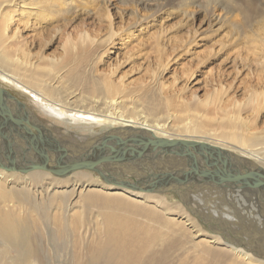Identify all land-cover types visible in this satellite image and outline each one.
Here are the masks:
<instances>
[{
    "label": "bare ground",
    "instance_id": "bare-ground-1",
    "mask_svg": "<svg viewBox=\"0 0 264 264\" xmlns=\"http://www.w3.org/2000/svg\"><path fill=\"white\" fill-rule=\"evenodd\" d=\"M56 5L57 2L50 4V0H0V80L33 93L52 112L45 113L51 117L49 122H45V118L24 109L23 103L18 110L24 120L53 138L55 150L50 154L57 160L60 157L81 160L98 147L97 156L108 157L111 161L116 156L114 149L125 155L130 152V145H139L142 139H166L204 142L235 154L241 152L246 156L245 162L264 168V149L257 148L264 139V127L261 126V133L251 132L257 129L260 111L264 109V90L253 92L244 104L237 99L234 101L230 94L234 102L231 100L232 104L229 100L231 97L227 98L231 102L227 108L208 87L204 97L199 95L198 88L194 90L191 87L194 84L178 88L176 82L166 87L167 83L164 86L157 81L164 94L163 101L162 98H148L149 93L146 92L151 91H147L149 83L129 87L123 81L114 82L109 75L100 74L82 79L78 69L70 64L83 52V48L96 43L90 33L83 31L78 42L71 35L66 36L61 44L62 55L57 58H50L42 51L34 54L31 44L23 36V32L29 30L39 33V25L43 24L41 29L45 25L46 28L53 25L58 15L54 17L57 13L50 6ZM187 13L193 14L189 10ZM106 19L111 22L108 15ZM57 30L53 31L52 38L57 36ZM109 30V39L113 43L118 33L114 35L112 23ZM37 35L42 40L44 31ZM50 43L52 39L46 46ZM105 50L108 52L109 48ZM163 59L159 56L156 64L160 71L154 69L151 82H156L158 76L168 71V58L167 61ZM182 70L187 76L191 73L184 68ZM235 70L238 72L234 80L241 71L237 66ZM219 83L223 93L229 94L238 88L234 81L225 85L221 79ZM129 90L144 97L139 98L144 104L138 103ZM145 93L148 99H145ZM10 106L16 107L13 102ZM245 111L249 116L244 115ZM68 116L91 122L85 125L99 124L101 129L99 133L90 135L88 129L72 130L66 126L62 130L61 125L53 121L67 119ZM7 148L0 145V160L5 163L10 162L11 152L16 149L14 145ZM110 161L101 160L104 163L101 169L139 180L149 178L148 172L152 168L171 171L188 166L186 158L180 159L175 153L143 159L140 163L147 165V169L128 160L123 161L126 165L122 161ZM159 161L165 164H153ZM119 163L124 165L116 168ZM177 165L179 167L175 168ZM0 168V264H40V257L47 251L56 255L55 264H66L67 259L71 264H151L152 261L155 264H264V209L254 208L259 202L258 197L246 188L237 190L243 197L239 193L235 195L231 188L212 190L216 187L203 186L200 192L198 189L182 192L181 201L195 213L192 216L169 208L167 193L134 191L108 182L100 183L88 170H76L61 177L43 169L26 173L13 170L10 173ZM20 181H23V186L16 187ZM47 183L51 187L46 186ZM60 185H65L66 189L56 190ZM92 185L101 188H88ZM247 198H251L254 205L246 201ZM239 199L245 203H236ZM147 201H154L156 205L143 206L142 203ZM157 205L164 207V215L170 213L174 217L159 214ZM206 210L208 214L204 213ZM198 217L209 223L215 235L208 236L200 229L196 222ZM74 225L76 231H73ZM99 225L103 228H98ZM185 225L191 227L195 234L186 230ZM233 225L239 230V236L236 233L230 235L229 229H233ZM94 231L99 236L103 234V238H92ZM211 244H223V247L218 251ZM12 250L16 252L14 258L11 257ZM187 251H191L190 263H185L179 256V252ZM30 254H33V259L28 261Z\"/></svg>",
    "mask_w": 264,
    "mask_h": 264
},
{
    "label": "rangeland",
    "instance_id": "rangeland-1",
    "mask_svg": "<svg viewBox=\"0 0 264 264\" xmlns=\"http://www.w3.org/2000/svg\"><path fill=\"white\" fill-rule=\"evenodd\" d=\"M30 2H32V0H30ZM55 2H57V5L55 7L50 6V9H54L57 13L54 17L58 15V20L54 21L53 25L47 28L45 25L43 29H41L43 24L39 25L38 32L43 33L44 31V38L41 40L37 35L39 33H34L32 30L24 31L23 36L26 38L27 43L31 44L29 46L34 54L42 51L44 55L50 58H57L62 55L61 44L64 42L66 36L71 35L73 40L78 42L83 31V33H90V35L95 37L96 43L83 48V52L74 59L75 62L73 61L70 64L78 69L82 79H90L100 74L109 75L114 82L123 81V83L127 84L129 87L149 83L150 86L147 91H149V89L151 91L146 92L147 94L149 93V96L145 93V99L150 97V100L161 99L164 95L161 93L160 82L164 86L167 83L166 87L176 82L180 85H177L178 88H183L186 84H194L190 86L195 88L194 90L198 88L199 95L204 97L206 91L209 89L210 92L214 94L215 98H221H218L220 104L227 108L234 98V101L237 99V101L240 100L239 102L244 104L253 92L260 93L264 90V0H50V4ZM187 10L193 12V14L189 15ZM106 15L110 17L111 22L106 19ZM110 23H112L115 31L114 35L118 33L113 38V43H111L112 40L109 39L111 35L109 30ZM54 30H57V36H53V38L55 37L53 39L52 35ZM129 34H132V36L130 37ZM51 39L52 43L46 46ZM108 44L109 46H106ZM44 46L46 47L42 49ZM106 48H109L108 52H105ZM159 48L162 49L161 52ZM86 51L88 52L85 54ZM159 56H163L165 61H167L166 59L168 58L167 66L169 68L168 71H164L161 76H158L161 80L157 78L156 82H151L153 79L151 77L154 76L153 73L159 69L158 64H156L158 63L157 61H159ZM235 66L239 67L241 71L234 80L238 72L235 70ZM183 68L186 70H189V68L193 69L195 75H192L194 73L190 69L189 72L191 73L187 76L184 74L185 71L182 70ZM154 69L156 70L154 71ZM221 79L224 81L225 85H228L230 81H234L236 84L235 86L238 88L235 91H230L229 94L227 92L223 93L224 90H222L219 83ZM0 85L20 100L24 104V109L28 108L35 115H40L42 119L45 118L43 121L49 122V118L51 117L46 116L45 113L52 112L45 104L37 99L33 93L30 94L17 86L3 83L1 80ZM206 87H208L207 90ZM152 90L154 92H152ZM157 90L159 92H157ZM129 91H131L132 97L138 103L144 104L140 100L144 97L136 91ZM152 93L155 95H152ZM158 94L160 96L156 98ZM230 94L234 98L231 97ZM229 97H231L229 99L230 101L232 100L231 102L227 99ZM226 101H228V104ZM15 108L17 107L12 106V109ZM16 111L18 112V108ZM260 112L262 117L261 115L259 116V122L256 123L257 129L251 130L252 133H256V131L261 133V128L264 127V109ZM244 113L245 116H249L246 111ZM249 114L251 115V112ZM58 116L59 115H57L56 118H58ZM72 117L68 116L67 119L59 118V120L53 121L61 125L60 127H62V130L67 126V128H72V130L88 129V131H91L88 132L91 133L90 135L99 133V129H101L99 124L85 125L91 122L80 119L74 120ZM216 117L219 118L220 116L217 115ZM212 127L216 129V127ZM32 129L36 131L33 127ZM2 140V134H0V145L6 147ZM261 141L262 143H260ZM261 141L259 142L260 144L257 145L259 150L264 149V139ZM236 153L240 157L246 158L241 152ZM178 158L181 159L180 156H178ZM124 164L126 165L127 163ZM141 164L140 167L144 166V169L148 168L147 165ZM153 164L157 166L165 163L159 161ZM123 165L119 163L115 167L118 168ZM178 167L179 165L175 168ZM152 169L156 170L160 168ZM167 170L169 169H164L163 171ZM7 172L11 173L12 171ZM87 172L93 175L91 176L95 181L105 183L96 172L90 170ZM18 173L23 176L25 175L21 172ZM52 176L56 177L54 175ZM91 176H88V179H91ZM23 184V181H20L19 185L15 186H23ZM46 186L51 187L49 183H47ZM88 188L99 189L101 187H99V185H92ZM223 188H231L235 195L239 193L237 190L241 189H233L231 186L225 185L218 188L216 187L212 190ZM55 189L64 190L66 188L65 185H60ZM183 189H179V193L170 191L164 192L168 194L166 201L169 204V208L181 211V213H186V215L189 213L194 216L193 214L195 213L190 211L187 206H184L181 201L180 195L188 191V188L185 190ZM189 190H191V192L195 191V189ZM198 191L200 192L201 188H198ZM240 196L243 197L241 194ZM246 201L252 202V205L255 203L251 198H247ZM257 201L259 202L255 204L254 208L264 209L263 199L257 198ZM147 202H143V206L148 204V206L150 205L153 207L156 205L154 201ZM236 203L243 204L245 202L239 199ZM226 205L231 207L228 203H226ZM157 206L156 210L159 214L167 217H174V215L170 213L164 215V207ZM215 207H217V205H215ZM209 209L213 210L211 207H209ZM204 213L208 214L207 210L204 211ZM252 213L259 214L257 212ZM81 220H83V216ZM97 221L99 222L100 219H97ZM196 222L200 229L206 232L208 236L215 235L214 233L216 232L212 230L209 223L202 220L200 217L197 218ZM93 226L94 223H92V227ZM100 227L103 228V225L98 226V228ZM185 228L192 234H195V232L190 230L191 227L188 225H185ZM73 231H76L75 225ZM41 232L43 233L44 231ZM189 232L187 233L191 235ZM243 232H241L242 236L244 235ZM229 233L230 235H232V233H236L235 235L237 236L240 235L239 230H237L234 225L233 229H229ZM93 237L94 239L103 238V234L99 236L97 231H94L92 238ZM222 245L223 244H211V246L218 251L220 247H223ZM42 255L43 257H40V264H55L57 260L55 258L56 255H52L50 251ZM14 256H16V252L12 250L11 257L14 258ZM179 256L185 263H190L192 260L191 251L179 252ZM32 257L33 254H30L28 261L32 260ZM5 262L8 263V260L6 261L5 259ZM66 264H71V261L67 259ZM151 264H155V262L152 261Z\"/></svg>",
    "mask_w": 264,
    "mask_h": 264
},
{
    "label": "water",
    "instance_id": "water-1",
    "mask_svg": "<svg viewBox=\"0 0 264 264\" xmlns=\"http://www.w3.org/2000/svg\"><path fill=\"white\" fill-rule=\"evenodd\" d=\"M15 103L19 110L22 104L14 95L0 85V130L3 143L15 146L11 152L10 162L0 160V167L13 171L29 172L36 169L48 170L56 176H66L76 170H90L101 175L105 182L116 187L128 188L143 192H174L179 189H198L206 187H222L225 185L246 188L254 196L264 199V168L251 165L245 159L227 150L198 141L142 139L139 145L132 144L127 154L122 155L119 149L113 150L116 156L110 161L108 157L97 156L98 147L88 152L83 159L63 158L59 160L50 153L53 151L52 137L39 128L24 120L20 112L12 109L10 103ZM32 127L36 130L34 131ZM128 147V146H127ZM8 149V148H7ZM100 149V148H99ZM55 150V149H54ZM86 152V153H87ZM123 152V151H122ZM85 153V154H86ZM175 153L185 157L188 166L179 170H150L147 179H129L114 175L101 169L105 159L110 162L127 161L141 164L143 159L154 155ZM10 154V153H9ZM8 154V155H9ZM84 155V154H83ZM85 158V159H84ZM9 160V156H8ZM107 162V161H106ZM124 163V162H123Z\"/></svg>",
    "mask_w": 264,
    "mask_h": 264
}]
</instances>
